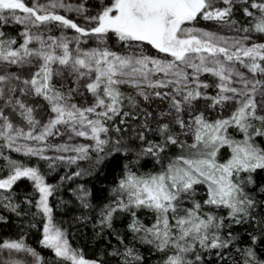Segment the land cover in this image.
Here are the masks:
<instances>
[{"label": "snow or ice", "instance_id": "6c2138e0", "mask_svg": "<svg viewBox=\"0 0 264 264\" xmlns=\"http://www.w3.org/2000/svg\"><path fill=\"white\" fill-rule=\"evenodd\" d=\"M0 264H264V0H0Z\"/></svg>", "mask_w": 264, "mask_h": 264}, {"label": "trees", "instance_id": "16d2710c", "mask_svg": "<svg viewBox=\"0 0 264 264\" xmlns=\"http://www.w3.org/2000/svg\"><path fill=\"white\" fill-rule=\"evenodd\" d=\"M13 155L15 156L16 154H13ZM77 242H79L82 246L84 244V241H82V240L79 239V235L78 234H77V238L75 240H73V243L74 244L77 243ZM30 243H33V246L38 247L33 240H30ZM85 250H86V253H88L89 255L91 254L90 253V248H86Z\"/></svg>", "mask_w": 264, "mask_h": 264}]
</instances>
